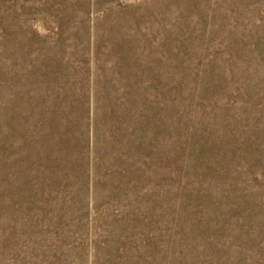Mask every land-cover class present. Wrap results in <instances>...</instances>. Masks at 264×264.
Wrapping results in <instances>:
<instances>
[{"label":"rangeland","instance_id":"1","mask_svg":"<svg viewBox=\"0 0 264 264\" xmlns=\"http://www.w3.org/2000/svg\"><path fill=\"white\" fill-rule=\"evenodd\" d=\"M0 264H264V0H0Z\"/></svg>","mask_w":264,"mask_h":264}]
</instances>
